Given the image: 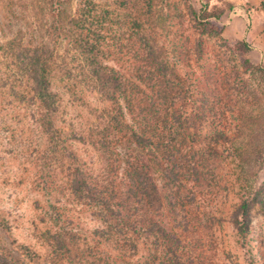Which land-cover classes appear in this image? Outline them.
<instances>
[{
	"label": "rangeland",
	"instance_id": "1",
	"mask_svg": "<svg viewBox=\"0 0 264 264\" xmlns=\"http://www.w3.org/2000/svg\"><path fill=\"white\" fill-rule=\"evenodd\" d=\"M18 1L30 4L38 0H0V3ZM85 4H90L93 46H98L99 50L101 44L104 50L88 62L96 82V94L95 90L91 95L84 94V99L80 95L85 105L82 113H79L81 105H73L77 97L73 98V92L64 89L58 81L55 94L48 96L44 103L45 98L33 92L36 75L28 74L24 66L17 73H8L10 70H4L6 64L0 55V74H6L9 80L15 79V84L7 78L0 80V264H69L66 257H55L58 251L50 245L54 246L58 234L72 247L71 264L92 263L77 260V254L94 239H100L101 248L105 250L100 234L110 229L105 223L110 219L104 204L114 209L124 189L117 185L125 180L123 170L116 169L115 152L120 150L114 149L116 146L112 144L107 147L105 141L106 133L119 131L110 129V123L117 127L111 113L112 100L120 99L127 104L142 98L141 92L131 91L132 84L141 85L142 81L138 75L132 76L136 69L131 59L134 53L144 52L145 47V54L151 53L149 47L152 46L155 59L159 55L164 57L169 70L179 75V79L184 77L189 82H197L200 78L202 86L190 94L191 98L197 100L203 95L210 104L223 98L226 105L231 106L226 116L246 114L248 131L243 129L236 147L250 155L244 167L236 162L231 166L223 164L219 168L220 175L225 180L230 171L236 174L234 182L236 178L242 182L236 185V194H252L264 181V160L257 159L259 154L264 155V71L253 69L252 74L245 73V60L254 68L262 65L246 51L245 44L251 47L247 37L232 36L234 30L229 24L235 11L257 8L264 14V0H74L68 9L75 12ZM145 13L150 15L145 16ZM217 16L221 18L219 22L214 21ZM198 17L204 22H199ZM200 23H220L224 30L214 33ZM244 32H248L246 27ZM52 39L54 44H60L58 33ZM65 47L62 51L57 48L64 56ZM179 54H183L186 61L181 60ZM68 58L75 64L72 52ZM72 66L74 69L75 65ZM119 72L125 75L118 78ZM236 75L242 77L238 79L242 82L236 80ZM77 78L83 92L85 80ZM116 78L123 80L118 83ZM136 116L140 114L133 117L136 119ZM227 118L224 121L227 122ZM238 124L234 125V130ZM207 127L210 131L214 126L207 124ZM102 138L103 144L100 143ZM80 173L96 191L89 194L85 190L78 191ZM115 187L120 198L113 200L104 189L111 192ZM210 190L213 194H206L204 205L199 202L209 213L205 217L206 224L212 225L208 252L204 255L201 249H193L192 244L184 245L185 252L196 264H203V258L205 264H264L263 209H253L251 231L244 241L232 226L218 222L232 211L234 198L226 199L224 194L216 197L213 188ZM98 198L102 199L101 203ZM153 209L158 211V204L153 205ZM51 211L60 219L53 217ZM210 214L215 221H209ZM163 220L169 221V216ZM74 232H80L82 237L78 238ZM192 238L193 233L188 240ZM143 249L144 246L140 251L142 258Z\"/></svg>",
	"mask_w": 264,
	"mask_h": 264
},
{
	"label": "trees",
	"instance_id": "2",
	"mask_svg": "<svg viewBox=\"0 0 264 264\" xmlns=\"http://www.w3.org/2000/svg\"><path fill=\"white\" fill-rule=\"evenodd\" d=\"M72 1L74 0H38L30 4L24 1L0 3V55L6 64L4 70H10L8 73H17L24 66L28 74L36 75L33 92L44 97V103L48 96L55 94L58 81L64 89L73 92V98L77 97L73 105H81L79 113H82L85 105L81 103L80 95H91L96 87L88 62L96 58L104 47L98 41L96 43L99 44V50L98 46H93L95 38L90 23V4L70 12L68 5ZM136 3L138 4L137 1ZM147 15L150 14L145 13ZM197 19L204 22L200 17ZM220 19L215 18L214 21L219 22ZM136 21L138 22V18ZM200 25L209 27L214 33H222L224 30L220 23ZM57 33L60 36L59 45L54 44L52 39ZM198 45L199 48L202 47L200 43ZM64 46H67L65 56L57 50L60 47L62 51ZM149 48L151 53L145 54V47L144 52L134 53L131 59L136 69V74L132 76L138 75L145 85L148 84V87L142 81L141 85L132 84L131 91L141 92L142 98H135L127 104L120 99L116 102L112 100L111 113L117 127L110 123V129L119 131L117 134L106 133L105 141L107 147L112 144L116 146L114 149L120 150L119 153L115 152V161H118L116 169L123 170L125 180L117 186H123L124 189L122 194L118 193L121 201L114 204V209L108 203L104 204L110 219L105 223L110 229L101 232L100 238L105 243L106 251L101 248V240L94 239L84 246L81 254H77V260L83 263L196 264L188 256V252H185L184 245L192 244L193 249H201L204 255L208 252L207 248L212 242L209 238L213 234L210 233L212 225L206 224L205 217L209 213L203 210V205L207 199L206 194H213L211 188L216 197L224 194L226 199L234 198L232 211L218 222L232 226L244 241H247L251 231L253 209L261 207L264 211V181L252 194H236L235 187L242 182L237 178L234 182L236 174L232 171L224 180L219 170L223 164L231 166L233 162L244 167L250 155L236 147L237 138H241L243 129L248 131L246 114L242 112V116L240 113L230 118L226 116L231 106L226 105L223 98L211 104L203 95L198 96L197 100L191 98L190 94L196 93L197 87L202 86L200 78L197 82H189L184 77L179 79V75L169 70L170 65L164 57L159 55L155 59L152 56L153 47ZM245 49L247 52L251 51L248 44H245ZM71 52L75 64L68 58ZM178 57L186 61L183 54ZM198 58H201V53ZM72 65H75L74 69ZM243 68L249 74H252L253 69L264 71V66L254 68L248 60L243 62ZM117 75L121 78L125 74L119 72ZM77 77L85 80L83 92L81 81ZM4 78L8 79L6 74H0V80ZM238 79L242 77L236 75V80ZM121 80L123 79H118V83ZM9 82L15 84V79ZM107 84H102V87H107ZM14 91L19 93L16 88ZM45 108L50 110L49 107ZM238 109L241 110L240 107ZM137 113L140 116L135 119L133 116ZM226 118L227 122L224 121ZM111 121L114 122V119ZM237 122L239 124L234 130ZM207 124L214 126L213 130L209 131ZM103 139L100 142L102 144L105 142ZM129 144L136 147H129ZM257 159L264 160L263 153ZM79 176L78 191L85 190L86 194L96 191L83 178V173ZM116 187L111 192L104 189L111 194L113 200L120 198ZM213 200L210 198V201ZM97 201L102 202V199L98 198ZM200 201L203 202L202 208L199 206ZM154 203L158 204V211L153 209ZM147 213L150 215L146 219ZM51 215L60 219L55 211H51ZM167 216L169 221L166 222L163 219ZM212 217L210 214V222L215 221ZM74 233L78 238L82 237L80 232ZM192 233L193 238L188 240ZM50 245L53 250L58 251L55 257H66L71 264L72 247L62 235L58 234L54 246L53 243ZM142 246L145 252L143 258L140 255ZM202 263L205 264L204 258Z\"/></svg>",
	"mask_w": 264,
	"mask_h": 264
},
{
	"label": "crops",
	"instance_id": "3",
	"mask_svg": "<svg viewBox=\"0 0 264 264\" xmlns=\"http://www.w3.org/2000/svg\"><path fill=\"white\" fill-rule=\"evenodd\" d=\"M240 12L233 16L234 19L229 23L234 30L232 36L238 39L247 37V41L251 44L249 54L254 57L255 62L264 66V14H260L257 8ZM245 27L248 29L247 33L244 32Z\"/></svg>",
	"mask_w": 264,
	"mask_h": 264
},
{
	"label": "built area",
	"instance_id": "4",
	"mask_svg": "<svg viewBox=\"0 0 264 264\" xmlns=\"http://www.w3.org/2000/svg\"><path fill=\"white\" fill-rule=\"evenodd\" d=\"M240 13H241L240 11H235V12H233L231 18H232L233 16H236V15L240 14Z\"/></svg>",
	"mask_w": 264,
	"mask_h": 264
}]
</instances>
